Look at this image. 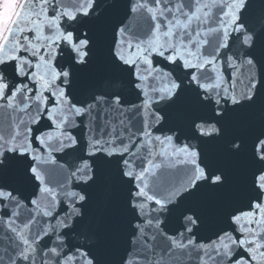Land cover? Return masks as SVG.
Returning <instances> with one entry per match:
<instances>
[{"label": "snow or ice", "instance_id": "obj_1", "mask_svg": "<svg viewBox=\"0 0 264 264\" xmlns=\"http://www.w3.org/2000/svg\"><path fill=\"white\" fill-rule=\"evenodd\" d=\"M0 11V264H264V0Z\"/></svg>", "mask_w": 264, "mask_h": 264}, {"label": "water", "instance_id": "obj_2", "mask_svg": "<svg viewBox=\"0 0 264 264\" xmlns=\"http://www.w3.org/2000/svg\"><path fill=\"white\" fill-rule=\"evenodd\" d=\"M101 79H107V75L102 74ZM262 123H264V117L261 116V111L257 108L250 113L246 121L235 124L234 130L237 134H243L249 126L259 127ZM230 138L231 137L226 138L225 143L227 142V139ZM208 152L210 158L223 164L230 171L229 184L222 195H227L232 190L238 189L242 182V170L245 165L243 157L226 153L222 144L210 146ZM201 199H203V197L197 198L193 203H199Z\"/></svg>", "mask_w": 264, "mask_h": 264}, {"label": "flooded vegetation", "instance_id": "obj_3", "mask_svg": "<svg viewBox=\"0 0 264 264\" xmlns=\"http://www.w3.org/2000/svg\"><path fill=\"white\" fill-rule=\"evenodd\" d=\"M6 2H8V0H0V7H2V5ZM3 23H4V13L3 11H0V25H3Z\"/></svg>", "mask_w": 264, "mask_h": 264}]
</instances>
